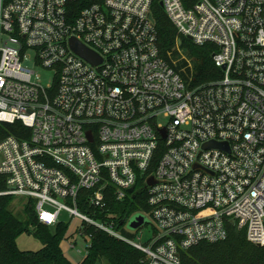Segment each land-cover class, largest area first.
<instances>
[{"label": "built area", "instance_id": "1", "mask_svg": "<svg viewBox=\"0 0 264 264\" xmlns=\"http://www.w3.org/2000/svg\"><path fill=\"white\" fill-rule=\"evenodd\" d=\"M157 5L177 31L166 53ZM182 38L213 47L218 76L196 81ZM16 123L30 135L0 142V195L34 201L41 224L68 213L143 264H182L231 227L264 247V0H0V124ZM82 191L99 210L146 197L151 237L83 213Z\"/></svg>", "mask_w": 264, "mask_h": 264}, {"label": "trees", "instance_id": "2", "mask_svg": "<svg viewBox=\"0 0 264 264\" xmlns=\"http://www.w3.org/2000/svg\"><path fill=\"white\" fill-rule=\"evenodd\" d=\"M154 18L158 30L159 45L166 53L176 46L177 31L157 5ZM183 47L190 49V56L195 63V77L199 83L207 82L212 75L219 72L212 61L213 47H198L182 38ZM213 49V50H212ZM30 130L20 123L0 124V142L8 136L27 138ZM7 189L6 178L0 175V194ZM80 210L102 221H115L116 230L124 231L127 221L134 215L148 211L146 197L135 196L124 202H118L112 194L107 197V207L104 210L94 209L86 203L88 193L80 192ZM17 197L0 195V264H74L63 254L61 244L66 238L69 223H59L56 226H46L38 220L34 201H27L24 208V219L12 210V204ZM96 214V215H95ZM84 234L90 237V247L79 264H143L144 254L108 233L93 226L83 225ZM26 232H32L41 241L43 248L37 252L21 251L17 246V238ZM128 238L133 236L126 233ZM182 264H264V247L249 243L244 232L236 228L229 229L226 241L216 244L202 243L181 254Z\"/></svg>", "mask_w": 264, "mask_h": 264}, {"label": "rangeland", "instance_id": "3", "mask_svg": "<svg viewBox=\"0 0 264 264\" xmlns=\"http://www.w3.org/2000/svg\"><path fill=\"white\" fill-rule=\"evenodd\" d=\"M183 52L186 57L190 56L189 48H187ZM179 57H181V54H179ZM27 205L29 204L26 200H23L22 198H16L12 204V210L17 216H19L21 219H24V208ZM139 215H142V213H138L134 215L133 217L130 218V221H132L134 218H136ZM145 218H146L147 223L142 227L141 231L131 229L129 225L130 222H128L124 227L125 232H123V234L126 237H127L126 233L132 235L133 237L130 239H132L136 243H139V244L146 243L152 235L153 226H152V221L149 218V216H145ZM60 219L65 220L67 223H70L68 227V231L66 233V238L61 244L63 254L72 263L79 264L83 261L84 257L86 256L88 252V247L90 245L89 240L85 241L82 238V236L77 233L78 229H80L81 226L83 225V222L79 219L70 221L68 213H65V212H62ZM73 243L76 244L75 249H72L70 247V244H73ZM17 246L21 251H31V252H37L43 248L41 241L35 238L32 232H26L20 235L17 238ZM102 264H105V263H102Z\"/></svg>", "mask_w": 264, "mask_h": 264}, {"label": "water", "instance_id": "4", "mask_svg": "<svg viewBox=\"0 0 264 264\" xmlns=\"http://www.w3.org/2000/svg\"><path fill=\"white\" fill-rule=\"evenodd\" d=\"M182 42L179 43V45H181ZM71 45L73 50L81 55L82 57L86 58L88 61L97 64L99 62V60L97 59V57L95 56V54H93V52H91L90 50H88L87 48H85L84 46H82L79 42H77L75 39L71 40ZM209 147H222V145L216 144V143H211L209 145H207ZM152 183V181H151ZM146 218L142 215L137 216L136 218H134L130 223V228L133 230H139L140 228H142L145 224H146Z\"/></svg>", "mask_w": 264, "mask_h": 264}]
</instances>
